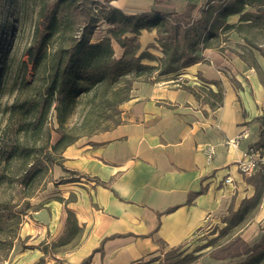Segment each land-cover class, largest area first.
<instances>
[{
    "label": "crops",
    "instance_id": "0c3cea01",
    "mask_svg": "<svg viewBox=\"0 0 264 264\" xmlns=\"http://www.w3.org/2000/svg\"><path fill=\"white\" fill-rule=\"evenodd\" d=\"M207 2L109 0L107 5L125 14L184 13L193 6L198 19ZM143 33L149 42L155 39L154 32ZM225 54L206 49L203 61L177 73L136 81L120 125L68 146L64 168L84 177L66 172L70 177L57 182L56 198L22 224L17 240L24 247L17 252L14 245L9 262L16 256L13 264H82L88 258V264H132L162 250L188 254L204 245L206 228L227 218L226 226L234 213L251 205L264 168L245 176L237 164L264 141V57L255 56L258 73L234 52ZM219 88L221 105L209 95ZM234 138L237 146L229 145ZM209 146L215 151L211 158ZM227 177L233 183L227 184ZM263 199L257 203L262 213ZM67 210L82 231L63 244ZM262 220L263 215L253 221ZM262 235L257 233L253 244L242 238L253 246ZM208 259V264L227 262Z\"/></svg>",
    "mask_w": 264,
    "mask_h": 264
},
{
    "label": "trees",
    "instance_id": "16d2710c",
    "mask_svg": "<svg viewBox=\"0 0 264 264\" xmlns=\"http://www.w3.org/2000/svg\"><path fill=\"white\" fill-rule=\"evenodd\" d=\"M105 1L109 2V0ZM168 1L171 0H154L155 4ZM2 3L0 0V8ZM66 3L68 0H54L51 5L53 10L49 9L50 5L48 6L44 0L40 3L41 16L44 15L48 20L46 34L41 36L36 34L38 44H31L28 47L29 60L26 64L28 75H24L21 80L22 87H32L35 81L38 82V87L23 103L14 102L10 111L12 119L16 112L20 113L21 108L29 106L26 113L39 112L40 128L43 130L51 110H54L60 137L56 143L46 148L58 154L59 161L53 162L54 164L61 166L72 176L76 175L78 179L84 176L66 170L63 166L62 154L68 146L82 137L70 135L64 128L84 98L89 100L82 123V135L92 136L121 124L120 106L130 99L136 81L153 75L177 73L203 61L205 59L203 52L206 49H213L222 55H226L225 52L230 50L261 73L254 51L264 57V46L257 44L250 34L253 30L264 27V0H208L206 8L198 19L192 16L193 6H189L184 13L169 14L155 10L125 14L120 9L108 7L103 19L113 27L108 30L109 36L99 43H91L84 33L73 39L72 44L55 46L46 44L57 32V12ZM247 8L255 9L256 12L245 11ZM235 14H241L239 21L229 22L228 18ZM144 30L155 31L156 38L154 43L148 44L142 50L138 38ZM232 34H237L243 40V44H237L243 52L228 46ZM112 40L124 49L121 58L115 57ZM152 49H157L161 55L153 54ZM248 54L251 55V61L248 59ZM30 64L32 72H28ZM3 71L4 64L0 59V81ZM39 83H42L40 87ZM194 92L200 99V94L195 90ZM209 95L214 96L215 102L221 105L223 99L221 88L217 93L210 92ZM211 106L215 108L217 105L212 103ZM105 121L111 122L112 128H102V123ZM17 151V148L12 147L10 150H3L1 154L4 153L5 160L10 161L14 159ZM94 179L97 184L106 185L98 178ZM259 197L260 193L251 205H245L234 213L217 238L196 248L192 253L186 254L179 249L162 250L158 255L132 264H195L201 256L196 253L209 247L211 250L207 252V256L211 259L230 261L243 258L238 264H264V231L261 239L253 246L236 234H233L229 240L218 243L223 236L245 222L251 208L258 203ZM67 212V230L60 241L63 244L68 243L82 231L74 214L69 210ZM89 260L86 259L82 264H88Z\"/></svg>",
    "mask_w": 264,
    "mask_h": 264
},
{
    "label": "rangeland",
    "instance_id": "374dc122",
    "mask_svg": "<svg viewBox=\"0 0 264 264\" xmlns=\"http://www.w3.org/2000/svg\"><path fill=\"white\" fill-rule=\"evenodd\" d=\"M44 1L51 7L54 0ZM2 2L0 8V47H2L0 48V59L3 61L4 71L0 81V264H4L5 260L9 262L14 245L17 246V252L24 247L23 243L17 240L22 224L35 211L43 207L44 203L56 198L57 182H62L63 178L70 177L61 166L53 163L59 161L58 154L46 148L56 143L60 137L57 132L59 125L54 110H51L43 130L40 128V113H26L29 106L21 108L20 113L16 112L11 119L12 104L16 101L23 103L30 93L31 96L34 94L38 87L36 81L32 87H22L21 80L28 75L26 73V64L29 60L28 47L31 44H38L36 34L38 36L46 34L48 20L40 13L42 0H2ZM49 9L53 10L52 7ZM107 10L108 5L105 0H68V3L62 5L57 12V32L46 44L51 46L72 44L73 39L84 33L91 40V43H99L109 36L108 30L113 27L103 19ZM246 11L256 12L252 8H247ZM147 32H154L156 35L155 31ZM148 36L147 34L144 37L140 35L138 38L142 50L148 44L155 42V39L149 42L151 39ZM250 36L257 44L264 46V27L253 30ZM243 43L237 34H232L228 46L243 52L241 48L237 47V44ZM112 44L115 49V57L121 58L124 49L114 40H112ZM151 52L157 56L161 55L157 49H152ZM256 54L258 56V52L254 51V56ZM247 56L251 61V55L248 54ZM29 66L28 72H32L31 64ZM41 84L39 83V87ZM88 100L84 98L68 119L64 130L70 135L90 138L103 133L100 132L92 136L82 135L83 130L81 128L88 109ZM123 104L120 106L121 111ZM119 118L122 121V112ZM112 126L111 122L102 123V128H112ZM12 147L17 148L18 153L13 160H5L6 156L4 153L2 155L1 152L10 150ZM256 181L260 198L262 195L264 198V179L257 178ZM261 215H263V220L255 223L253 220ZM226 219H221L216 226L204 230L203 244L217 238L225 227L224 221ZM263 231L264 205L262 213L260 204H256L251 208L245 222L233 229L228 235L223 236L218 243L225 242L233 234H236V236L244 237L250 244H253L255 240L253 238L257 233L262 235ZM210 250L211 247L196 254L200 256ZM15 258L16 256H13L9 264H13ZM208 258L210 257L201 255L195 264H208ZM242 259L228 260L227 264H238Z\"/></svg>",
    "mask_w": 264,
    "mask_h": 264
},
{
    "label": "built area",
    "instance_id": "2783aa9c",
    "mask_svg": "<svg viewBox=\"0 0 264 264\" xmlns=\"http://www.w3.org/2000/svg\"><path fill=\"white\" fill-rule=\"evenodd\" d=\"M227 143L237 146V139H229ZM206 153L211 158L215 153L214 148L209 146ZM237 166L238 170L245 176H252L257 171L262 170L264 168V141L261 145L249 149L244 158L238 162ZM225 182L231 184L233 183V179L227 177Z\"/></svg>",
    "mask_w": 264,
    "mask_h": 264
}]
</instances>
